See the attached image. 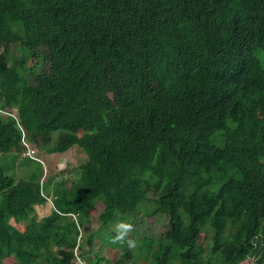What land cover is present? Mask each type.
<instances>
[{"label":"trees","instance_id":"trees-1","mask_svg":"<svg viewBox=\"0 0 264 264\" xmlns=\"http://www.w3.org/2000/svg\"><path fill=\"white\" fill-rule=\"evenodd\" d=\"M1 49L0 264H75L98 196L102 227L132 223L138 247L102 232L111 262L92 234L87 264H241L264 247V0H0ZM83 128L79 186L15 179L21 130L61 149ZM140 213L165 215L163 236L137 235Z\"/></svg>","mask_w":264,"mask_h":264},{"label":"rangeland","instance_id":"rangeland-1","mask_svg":"<svg viewBox=\"0 0 264 264\" xmlns=\"http://www.w3.org/2000/svg\"><path fill=\"white\" fill-rule=\"evenodd\" d=\"M4 52L3 49L0 50V54ZM259 59L261 64L264 67V52L259 54ZM3 69V65L0 63V73ZM57 133H53L51 138L49 137V142L46 144L45 149H39L35 146L31 145L28 142L25 132H24V141L21 143V149L19 151V158L16 160L14 177L17 180L27 178L29 174L34 172L37 177L40 179V182H44L47 178L54 177V180H62L65 184V187L70 186V179L75 181V185L79 186L81 183L80 173L76 169V171H72L76 166H79L81 163L86 162V154L84 149L83 141L90 134L88 129H79L74 131L73 134V142L64 146L63 148H58L55 146V142L57 140ZM24 143L27 144V147L33 151L34 156L41 160L42 163L29 161L27 167H24L23 159H26L24 155L25 147ZM43 148V147H42ZM66 171H70L68 174ZM45 177V179H44ZM44 179V180H42ZM44 194V192H43ZM53 209V204L51 202V198H48L46 203L43 205L34 206L33 211L27 213L26 216L23 215L19 223H15L11 221V223L16 226L20 231H25L27 225L33 216H37V218L44 217L48 215ZM105 217V203L102 197L98 196L96 199L88 204L83 213L77 217V222L79 224V236L77 244L79 246L76 251L77 257L81 258V255H86L88 252V248L85 245V241L89 235L95 234L97 235L94 238V253L101 256L104 260L115 261L118 255V250L112 248V246L107 242V239L110 238V235L104 237V231H113L114 225H109L107 227H102L103 220ZM138 232L143 229L150 233H153L157 238L163 236L164 232L167 229L166 216L155 213L152 216L146 217L142 213H140L137 217ZM136 220V221H137ZM101 237V238H99ZM199 243H206L204 236H200ZM208 242V241H207ZM143 243V242H142ZM209 244V243H208ZM137 251V248L134 249V252ZM82 259V258H81ZM83 260V259H82ZM4 264H18L15 257L6 258ZM84 263V261H82ZM140 264H149L147 261H141ZM241 264H264L261 262L255 261L254 259H247Z\"/></svg>","mask_w":264,"mask_h":264},{"label":"clouds","instance_id":"clouds-1","mask_svg":"<svg viewBox=\"0 0 264 264\" xmlns=\"http://www.w3.org/2000/svg\"><path fill=\"white\" fill-rule=\"evenodd\" d=\"M22 136V134H21ZM28 158V157H27ZM73 219H75L74 216H72ZM134 231V225L130 222H127L125 220H119L118 222L115 223L113 227V235L110 239V243L114 245H121L125 246L128 250H134L138 247V241L131 238V233ZM78 241V239H77ZM79 248L78 244H76V247L74 248V257H75V264H76V253ZM81 261L82 260L80 257H78ZM84 264H87L84 261Z\"/></svg>","mask_w":264,"mask_h":264},{"label":"built area","instance_id":"built-area-1","mask_svg":"<svg viewBox=\"0 0 264 264\" xmlns=\"http://www.w3.org/2000/svg\"><path fill=\"white\" fill-rule=\"evenodd\" d=\"M0 113H4L3 111L0 110ZM21 134H22V137H21V141L23 142L24 141V131L21 130ZM24 147H25V151H24V155L25 157H28L31 161L33 162H38V163H42L41 160L37 159L35 156H34V153L33 151H31L28 147H27V144L24 143ZM76 253V251H75ZM76 264H84L78 257H77V254H76Z\"/></svg>","mask_w":264,"mask_h":264},{"label":"crops","instance_id":"crops-1","mask_svg":"<svg viewBox=\"0 0 264 264\" xmlns=\"http://www.w3.org/2000/svg\"><path fill=\"white\" fill-rule=\"evenodd\" d=\"M21 232H23V231H21ZM256 252L257 253L253 257L248 258V259H254L255 261L256 260L258 261V260H260V258H263V261H264V247L259 248V251L256 250Z\"/></svg>","mask_w":264,"mask_h":264}]
</instances>
